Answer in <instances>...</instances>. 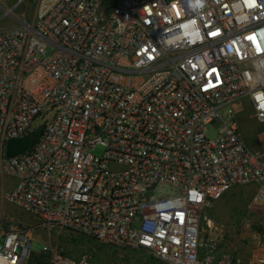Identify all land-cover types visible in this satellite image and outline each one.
<instances>
[{
	"label": "built area",
	"instance_id": "1",
	"mask_svg": "<svg viewBox=\"0 0 264 264\" xmlns=\"http://www.w3.org/2000/svg\"><path fill=\"white\" fill-rule=\"evenodd\" d=\"M20 7L30 20L14 13ZM0 8L17 22L0 29V179H16L2 199L36 220L0 227V264H28L35 229L164 264H238L203 243L201 222L236 185H254L264 209V132L253 149L235 121L247 99L264 124V0H0ZM36 120L35 144L6 155ZM163 185L176 194L158 195ZM47 251V264H98L91 252Z\"/></svg>",
	"mask_w": 264,
	"mask_h": 264
},
{
	"label": "rangeland",
	"instance_id": "2",
	"mask_svg": "<svg viewBox=\"0 0 264 264\" xmlns=\"http://www.w3.org/2000/svg\"><path fill=\"white\" fill-rule=\"evenodd\" d=\"M2 6L5 9L12 8L10 3ZM3 13L0 8V29L16 25V21L3 16ZM14 13L27 20H30L33 14L30 10L24 16L22 7L14 9ZM224 111H220V114ZM235 121L246 144L256 149L257 133L264 132V124L258 123L252 117L247 99L244 100L243 110L235 116ZM40 123L42 120H36L24 136L8 141L4 147L5 154H11L6 152V148L20 153L35 144L40 137ZM220 126L221 124L216 122L210 124L207 137H216ZM92 153L101 155L103 147L97 145ZM15 183L16 179L12 176H4L2 181L0 179V227L6 229L16 223L27 228L35 226L36 220L30 214L2 199L3 191L14 188ZM255 190L256 187L252 184L236 185L222 197L212 201L202 216L203 243L215 242L217 252L231 253L238 260V264H264V209L253 201ZM176 192L177 190L169 185L160 186L156 191L158 195H174ZM32 238V255L46 254L49 258V252H43V249L49 250L52 246L73 257L91 252L98 264H164L149 253L109 247L102 242L66 230L57 229L49 233L45 229H35ZM28 264L34 263L28 261Z\"/></svg>",
	"mask_w": 264,
	"mask_h": 264
},
{
	"label": "trees",
	"instance_id": "3",
	"mask_svg": "<svg viewBox=\"0 0 264 264\" xmlns=\"http://www.w3.org/2000/svg\"><path fill=\"white\" fill-rule=\"evenodd\" d=\"M40 133V130L38 131ZM17 140V139H14ZM11 141V140H10ZM34 145V144H33ZM32 145V146H33ZM30 146V148L32 147ZM27 150V149H25ZM8 151V153L10 152L11 154L9 155H15L18 154L14 151H10L9 148H6V152ZM23 152V151H22ZM35 256V257H34ZM47 260H48V256L46 254H39V255H32L31 258L29 259V263H34V264H47Z\"/></svg>",
	"mask_w": 264,
	"mask_h": 264
},
{
	"label": "crops",
	"instance_id": "4",
	"mask_svg": "<svg viewBox=\"0 0 264 264\" xmlns=\"http://www.w3.org/2000/svg\"><path fill=\"white\" fill-rule=\"evenodd\" d=\"M1 181H2V180H1ZM15 185H16V183H15ZM14 187H15V186H14ZM12 189H13V188H12ZM12 189H9V191L12 190ZM4 191H5V190H4ZM4 191H3V192H4Z\"/></svg>",
	"mask_w": 264,
	"mask_h": 264
}]
</instances>
